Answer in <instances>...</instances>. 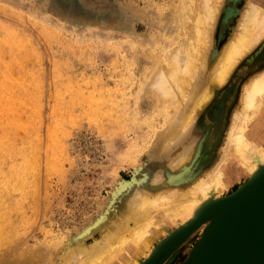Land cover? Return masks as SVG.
Returning a JSON list of instances; mask_svg holds the SVG:
<instances>
[{
    "label": "rangeland",
    "instance_id": "374dc122",
    "mask_svg": "<svg viewBox=\"0 0 264 264\" xmlns=\"http://www.w3.org/2000/svg\"><path fill=\"white\" fill-rule=\"evenodd\" d=\"M183 1L0 0V240L9 232L8 236L15 235L10 246H0V264L10 260L35 263V254L28 261L25 253L32 256L36 248L37 253L42 252L38 255L46 258L41 259L45 263L37 258L35 264L74 263L77 252L89 250L95 239L109 238L115 232L109 238L113 240L150 215L140 217L133 196H129L116 212L109 213L112 220L104 230L95 231L72 248L57 238L70 240L101 213L118 178L129 179L139 168L146 183H153L152 178L159 175L155 181L159 184L167 170L193 168L189 172L194 175L188 180L192 183L220 159L243 86L264 67V34L234 66L226 85L198 113L196 121L203 126H194L193 132L201 129L198 135L194 133L195 139L187 143L180 137L172 140L179 120L193 108L209 81L215 59L211 57L199 69L184 103L176 107L174 102L160 100L162 96L156 92L161 76L158 61L169 62L170 53L178 55L189 33L183 23L188 15ZM248 2L221 0L207 27L209 54L229 38ZM231 6L238 13L224 22L223 9ZM217 101L221 110L216 108ZM169 113L174 115L170 121ZM261 129L264 131V123ZM53 155H58L59 161ZM182 155L191 160L177 167ZM229 171L226 188L215 194L219 197L250 177L235 163ZM170 225L168 229H175V224ZM201 232L185 239L160 264L183 261L199 242ZM162 235L166 234L152 235L146 254ZM42 242L50 243L45 247ZM23 243L31 250L23 248ZM19 252H24L22 258ZM146 254L141 251L138 257L146 260ZM52 255L55 257L48 262Z\"/></svg>",
    "mask_w": 264,
    "mask_h": 264
},
{
    "label": "bare ground",
    "instance_id": "6f19581e",
    "mask_svg": "<svg viewBox=\"0 0 264 264\" xmlns=\"http://www.w3.org/2000/svg\"><path fill=\"white\" fill-rule=\"evenodd\" d=\"M248 1V7L245 8L244 11H242V16L238 24L236 25L234 31L231 33L229 38L223 43L221 48L217 52H214V54L212 55L209 54L207 51L209 47L207 27L209 26L210 22L213 21L216 11L221 3V0L183 1L184 7L182 8L186 9L184 10L187 11L188 15L186 17V22H183L185 20H183V18L181 19V21L184 23V25L187 24L186 26H188L187 29L189 30V33L187 34L185 44L180 46L182 49L180 52H178V55H173L170 53V56H167V58L169 57V62H167L166 60L158 61L159 63H161V76L157 84L159 91L156 92L160 94L159 96H162L160 100L165 101L166 104L167 102H174L175 104L173 103V105H176V107L181 102L184 103V101H186V99L188 98L189 93L191 92L190 88L193 85V80L197 76L199 69L202 66L206 65V63L211 57H214L215 59L213 58L214 61L210 69L211 74L209 75V81L206 83L202 92L197 96L193 108L186 112L183 117L179 120L177 129L175 130L174 135H172L173 137L171 136L172 140L180 137L183 143H187L188 141L190 142L191 140L192 142V140L195 139L194 133L196 134V132H198V128L196 129V132H193V130L195 129L194 126H203L201 125V123H198L199 121H196L198 113L207 107V105L214 98L216 91L226 85L227 81L230 79L232 70L237 64V62L241 58H243L245 54L252 48V46L263 36L264 0ZM245 6H247V4ZM177 9L178 8H176L175 11ZM223 11L224 13L222 20L224 22H227L230 16L236 15L238 13V9L234 6L228 8L226 7L223 9ZM183 14L185 15L184 12ZM155 46L156 43L153 47ZM204 78H200V81H198V83L201 82ZM179 107L180 106H178V108ZM217 107L221 110L222 104L220 101H217L216 108ZM178 108L176 109L178 110ZM171 116L174 117V115ZM171 116L169 113V116L167 118L169 121L171 119H169V117ZM232 116L233 118L230 120V125H228L229 127L227 129L225 143L223 146H221L222 152L220 153V159L214 162L211 168L208 169V171L204 175H199L198 178L194 180V182H188V180L194 175L193 172H189L192 171L193 168L189 171L167 170L165 173L166 175L164 177L165 179H161L162 181L159 184L155 182L156 180L158 181L160 179L159 175L157 177L152 178V180H154L153 183L150 181L146 183V180L144 179V173H141V175L139 168L133 170L132 176L129 179L118 178L115 181L114 185H112L111 187V191L109 193L106 205L101 211V213L92 218L88 223H86L82 228H80L79 231L71 235L70 240L69 238L66 239V236L63 240V236H57V238H61V241L64 242L67 248H72L78 242H81L85 238L92 236L95 231L100 230L101 228L104 230L108 227L109 223L112 220L110 219L109 213L116 212L118 206L129 196H133L140 217H143L148 212H150V215L145 217L144 220L135 224L124 233L116 236L113 240H110L109 238H111L115 232H113V235L109 238L102 237L103 239L100 240L95 239L89 250H80L77 252L78 256L75 257H78V260L71 264H111L115 261H119L121 263L127 262L128 264H140L141 257H138V254L141 251L143 254H146L145 249L149 247L152 235L154 236L155 234L165 233L166 235L159 236L158 240H161L162 238L166 237L172 230H174L168 229L167 224H175V228L185 224L187 225L189 223V220H194L197 216H199L200 211L202 210V208H204L205 205H208V203L212 199L214 200L219 197V195L215 194L218 193L220 190L226 188L230 175L229 166L232 163H235L238 169H245L249 173V175L254 174L256 171H258L261 166H264V144L262 142V140H264V131L261 129L264 123V67L259 70L256 75H254L248 82L244 84L242 95L240 98V106L235 109ZM193 122H195L194 125ZM53 127L55 128L54 125ZM199 130L201 131V129ZM57 145H59V143ZM54 156L55 155H53V157ZM56 156V160L59 161L57 159L58 155ZM187 160L190 161L191 158L186 155L180 156L178 162L176 163V166L180 167L185 165V162H187ZM57 164L58 163H56V165ZM52 165L56 166L54 165V163H51V166ZM55 168L59 169V166L57 165V167ZM60 171L62 170H59L58 172ZM156 175L157 173L155 174V176ZM186 182L188 184L184 187V183ZM142 185L143 187L139 189L138 187ZM16 186L17 184H15V187ZM136 187L138 189L134 191L135 193H131V191ZM5 189H7V187ZM207 224V221H203V219H201L200 222L196 225H199L197 230L204 232V227L207 226ZM194 227L189 230V233L194 229ZM197 230H195L194 232H196ZM194 232H191L189 236H191ZM11 233L14 235V232ZM8 235L7 238H1L2 241L0 240V246L5 245L6 243L7 245H9L10 239L11 242L13 241L12 238L15 235L13 237ZM57 241H60V239H57ZM48 243L47 245L49 246ZM55 243L51 242V245ZM27 244L23 243V248L29 249L30 251L31 249L27 248L29 247ZM47 245L42 242V246L48 247ZM21 247L22 246L18 248L21 250ZM3 248L5 249V247ZM14 248L16 249L17 247ZM23 248L22 250H24ZM26 249L24 251H26ZM36 250L37 248L34 250V252L37 253ZM39 250L40 249H38V251ZM53 250L55 251V249ZM50 251L52 250L50 249ZM34 252L32 256H28V254H30L29 252L25 253L27 254V259H29L28 261L32 259L34 254V256L36 257V262L37 258L39 259V261L41 259H44L45 261V254V256H43L44 258H42V255H38V253H42L41 251L37 254ZM20 253L21 252H19L18 254L19 258L24 252L22 254ZM150 253L146 254V258ZM46 254L48 255L47 251ZM79 255L81 257H79ZM50 256L48 258L49 260H47L48 262L53 260V258L55 257L52 255V259H50ZM28 257H31V259ZM58 259L60 260L61 256H59ZM42 260L40 261L41 263L44 262H42ZM10 261L7 264H15L14 262H16L11 261V263ZM17 262L19 261L17 260ZM31 262L32 263L27 262V264L34 263L33 261Z\"/></svg>",
    "mask_w": 264,
    "mask_h": 264
},
{
    "label": "water",
    "instance_id": "95a60500",
    "mask_svg": "<svg viewBox=\"0 0 264 264\" xmlns=\"http://www.w3.org/2000/svg\"><path fill=\"white\" fill-rule=\"evenodd\" d=\"M201 219L208 224L179 264H264V166L226 196L212 199L188 226L159 240L140 264H160Z\"/></svg>",
    "mask_w": 264,
    "mask_h": 264
}]
</instances>
